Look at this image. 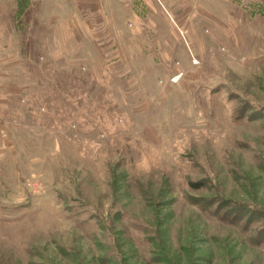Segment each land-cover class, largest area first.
Wrapping results in <instances>:
<instances>
[{
	"label": "rangeland",
	"instance_id": "374dc122",
	"mask_svg": "<svg viewBox=\"0 0 264 264\" xmlns=\"http://www.w3.org/2000/svg\"><path fill=\"white\" fill-rule=\"evenodd\" d=\"M37 1L0 0V264H264V0Z\"/></svg>",
	"mask_w": 264,
	"mask_h": 264
},
{
	"label": "crops",
	"instance_id": "0c3cea01",
	"mask_svg": "<svg viewBox=\"0 0 264 264\" xmlns=\"http://www.w3.org/2000/svg\"><path fill=\"white\" fill-rule=\"evenodd\" d=\"M38 1L37 0H25V4L24 5H21L19 8V10H17L18 14L22 15V14H27L30 12H33L35 13V9L37 7H34L35 6V3H37ZM31 4V5H30ZM32 6V7H31ZM58 8V7H57ZM37 10V9H36ZM60 10V9H59ZM58 10V11H59ZM2 44V43H1ZM20 45H21V41H20ZM2 52V51H1Z\"/></svg>",
	"mask_w": 264,
	"mask_h": 264
},
{
	"label": "built area",
	"instance_id": "2783aa9c",
	"mask_svg": "<svg viewBox=\"0 0 264 264\" xmlns=\"http://www.w3.org/2000/svg\"><path fill=\"white\" fill-rule=\"evenodd\" d=\"M177 78H178V76L176 75V76L174 77V79L177 80Z\"/></svg>",
	"mask_w": 264,
	"mask_h": 264
}]
</instances>
